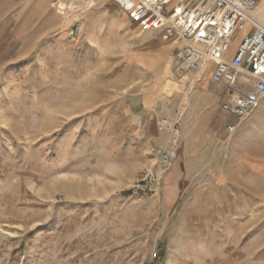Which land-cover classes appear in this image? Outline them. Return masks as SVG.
Wrapping results in <instances>:
<instances>
[{"label": "rangeland", "instance_id": "374dc122", "mask_svg": "<svg viewBox=\"0 0 264 264\" xmlns=\"http://www.w3.org/2000/svg\"><path fill=\"white\" fill-rule=\"evenodd\" d=\"M86 2L0 0V264H264V96L228 132L209 68Z\"/></svg>", "mask_w": 264, "mask_h": 264}, {"label": "built area", "instance_id": "2783aa9c", "mask_svg": "<svg viewBox=\"0 0 264 264\" xmlns=\"http://www.w3.org/2000/svg\"><path fill=\"white\" fill-rule=\"evenodd\" d=\"M103 1L116 3L140 31L159 30L164 38L184 41L174 50L180 68H209L211 80L225 87L220 108L234 118L226 124L228 132L250 117L264 96V23L251 14L257 0ZM246 22L249 28L232 49L234 34ZM157 129L169 135L158 157L160 165L167 166L176 157L181 115L159 119Z\"/></svg>", "mask_w": 264, "mask_h": 264}, {"label": "bare ground", "instance_id": "6f19581e", "mask_svg": "<svg viewBox=\"0 0 264 264\" xmlns=\"http://www.w3.org/2000/svg\"><path fill=\"white\" fill-rule=\"evenodd\" d=\"M43 1V0H42ZM45 1V0H44ZM78 1V0H77ZM81 1H83V2H85V3H87L88 4V2H86V0H81ZM88 1H90V0H88ZM185 1H187V0H181V2H185ZM76 2V1H75ZM74 2V3H75ZM93 2V1H92ZM56 3H57V7H58V10L61 12V13H65L64 12V9L68 6V7H72V4H71V2H68V1H64V0H56ZM94 3H96V1L94 2ZM92 4V3H91ZM53 5V4H52ZM256 9L257 10H255V12H251V14L257 19V20H259L260 22H263V16L262 15H260L259 13H262L263 12V10H264V0H261V1H259L258 2V4H257V7H256ZM262 20V21H261ZM249 26V22H246L245 24H244V26H243V28H242V30L243 31H246V28ZM139 32H147V31H139ZM145 37V36H144ZM151 38V37H150ZM153 38V37H152ZM152 38H151V40H152ZM137 39V38H136ZM149 39V38H148ZM155 40V42L158 44L159 43V39H157V38H154ZM237 39V38H236ZM174 42H176L177 44H180V45H182L183 43H184V41H182V40H179V39H175L174 40ZM234 42V41H233ZM232 42V44H234ZM233 46V45H232ZM160 54H162V53H160ZM144 55V54H143ZM164 55V54H163ZM262 99V98H261ZM212 100V99H211ZM261 101V100H260ZM260 103V102H259ZM259 105V104H258ZM253 112V111H252ZM244 122V121H243ZM241 125V124H240ZM166 138V137H165ZM164 138V139H165ZM164 141V140H163Z\"/></svg>", "mask_w": 264, "mask_h": 264}, {"label": "crops", "instance_id": "0c3cea01", "mask_svg": "<svg viewBox=\"0 0 264 264\" xmlns=\"http://www.w3.org/2000/svg\"><path fill=\"white\" fill-rule=\"evenodd\" d=\"M259 1H261V0H257V4H258V2ZM257 4H256V6L253 8V10H252V12L255 10V8L257 7ZM257 10V9H256ZM260 15H262L263 16V20H264V10H263V12L262 13H259ZM233 46H232V49H234V47H235V45L236 44H232ZM219 107H220V105H219ZM229 116V115H228Z\"/></svg>", "mask_w": 264, "mask_h": 264}]
</instances>
